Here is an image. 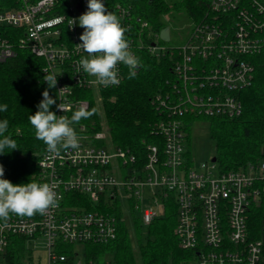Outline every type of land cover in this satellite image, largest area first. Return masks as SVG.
<instances>
[{
	"label": "built area",
	"instance_id": "1",
	"mask_svg": "<svg viewBox=\"0 0 264 264\" xmlns=\"http://www.w3.org/2000/svg\"><path fill=\"white\" fill-rule=\"evenodd\" d=\"M9 3L0 7V26L22 28L20 43L44 58L45 69L58 73V104L62 102L66 109H57L58 115L70 117L81 106L89 109L90 101L77 98L76 88L96 96L95 92L124 80L123 64L117 65L119 82L109 85L100 84L79 66L80 57L87 53L76 45L83 31L76 18L86 11L87 0H71L66 6L58 0ZM209 6L205 18L193 23L184 43L166 46L149 21L118 5L130 51L136 55L137 46L174 58L169 88L151 100L161 112L156 133L162 136V149L159 143L148 144L146 160L137 168L133 165L136 156L129 149L98 144L107 139L108 131L91 134L85 125L74 123L78 147L61 148L56 154L45 149L39 161V181L50 184L55 203L43 213H11L0 218V264H99L78 257L79 252L70 262L69 255L58 247L116 239V216L97 209L100 204H111L115 197L127 202L134 199V209L149 224L165 214L171 195L178 204L175 233L180 245L196 253L190 264H264V232L251 238L248 225L249 208L261 200L264 191V161L227 172L216 161L204 162L199 169L195 164L187 166L185 158L187 132L182 117L241 114L239 92L251 85L255 71L250 56L264 52L263 0H210ZM14 54L13 44L0 35V59ZM129 164L132 174L123 179ZM75 191L88 196L93 208L64 205L66 195ZM14 236L23 241L10 247ZM39 245L46 249V263L32 254ZM8 248L22 253L20 263L8 261Z\"/></svg>",
	"mask_w": 264,
	"mask_h": 264
},
{
	"label": "trees",
	"instance_id": "2",
	"mask_svg": "<svg viewBox=\"0 0 264 264\" xmlns=\"http://www.w3.org/2000/svg\"><path fill=\"white\" fill-rule=\"evenodd\" d=\"M13 0L0 1V7L10 5ZM63 6L71 0H58ZM106 8L118 15V5L128 7L135 16L151 24L157 32L169 26L168 16L173 10L183 12L190 22L205 18L210 10V0H104ZM64 8V7H63ZM22 28L0 26V35L13 44L15 54L6 60L0 59V103L7 105V110L0 112V119H7L9 127L6 134L15 139L18 148L5 149L0 153V164L4 166V176L13 183L38 180L39 161L46 149L43 141L34 135V128L28 120L31 113L37 111V105L43 98L42 92L48 87L43 80L45 75L44 58L31 52L28 46L20 43ZM139 57V67L135 77L129 76L124 65V80L117 86L102 89L103 105L108 137L97 141L108 145L129 149L136 156L134 167L143 165L146 160V146L159 143L162 149V136L156 133L161 112L152 104V98L160 91L169 88L168 80L174 76V58L169 53L159 56L147 49L135 47ZM255 66L254 77L249 87L239 92L243 103L242 113L235 116H197L187 114L182 117L187 132V166L195 164L193 128L197 122L208 124L207 130L212 141L214 154L221 171L246 169L249 164L264 161V52L250 56ZM49 94L56 97V87L50 88ZM77 98L90 101L87 111L91 115L82 118L77 124H83L87 132L94 134L102 129V120L97 112L92 92L76 88ZM56 104L51 108L57 112ZM72 114V112H71ZM192 122V123H191ZM104 127V126H103ZM106 129V128H105ZM197 138V137H196ZM11 151V152H7ZM122 178L132 174L131 164L127 165ZM134 199L128 200L131 209ZM66 206L76 207L84 204L93 208L88 196L75 191L66 195ZM165 214L151 223L142 222L140 213L133 215V223L138 237V246H134L125 220L122 201L114 198L109 205L100 204L97 209L111 213L117 218V238L108 243L61 244L59 252L66 253L71 260L78 257L84 260L94 259L99 264H190L196 258L193 250L181 247L175 233L178 204L173 195L166 201ZM144 224V225H143ZM248 225L251 238H258L264 232V191L260 201L252 204L248 211ZM145 229V238L141 231ZM10 247L19 245L23 237L11 238ZM6 258L11 263H20L22 253L12 252L10 248ZM18 249V248H17ZM17 251V250H16ZM21 255V256H20Z\"/></svg>",
	"mask_w": 264,
	"mask_h": 264
},
{
	"label": "clouds",
	"instance_id": "3",
	"mask_svg": "<svg viewBox=\"0 0 264 264\" xmlns=\"http://www.w3.org/2000/svg\"><path fill=\"white\" fill-rule=\"evenodd\" d=\"M76 22L83 27L80 42L76 45L87 53L79 60L83 72L94 76L97 82L104 85L119 82L118 64L128 67L130 77L137 75L139 57L129 50L120 18L106 8L104 0H87L86 11L76 18ZM43 70L46 73L43 80L48 87L42 92L43 98L37 105V111L28 116L34 135L43 141L50 154L58 153L61 148L75 149L78 147V135L73 124L89 117L91 112L81 106L70 117L58 115L51 108L56 104V97L50 95L48 90L55 88L58 73ZM56 108L66 111L62 102L56 104ZM6 110L7 105L0 103V112ZM8 127V120L0 119V153H6L5 149L12 151L18 148L15 139L6 134ZM55 195L48 182L29 180L13 183L4 176V166L0 164V218H7L11 213L19 216L43 213L55 203Z\"/></svg>",
	"mask_w": 264,
	"mask_h": 264
},
{
	"label": "rangeland",
	"instance_id": "4",
	"mask_svg": "<svg viewBox=\"0 0 264 264\" xmlns=\"http://www.w3.org/2000/svg\"><path fill=\"white\" fill-rule=\"evenodd\" d=\"M193 23L195 22L194 21L190 22L189 20L186 19V16L183 12H178L176 10H173L168 16V21H167V24H169V27H170L171 39L168 41L161 40V43L166 46L184 43L190 35V31L192 29ZM95 93L101 97V99L96 100L97 95L95 96V94L92 93V96L94 97V100H95L94 102L96 103V106H97L98 115L100 116L102 120L101 131L102 130L107 131L106 123L104 122V119H105V108L103 105L104 95L100 91L95 92ZM57 104H58V99H57ZM207 126L208 124H205V122L204 123L201 122V124L200 122H197L195 128H193V131H192L193 136H194V141L196 139V141L194 142L195 165L199 169L202 163L210 162L214 154L213 153L214 148H213L212 141L209 138V132L207 130L208 129ZM216 164L218 165L217 161H216ZM148 195H149V189H146L145 196L147 197ZM121 201H122L123 211L125 215L124 218L127 222V226H128V229L131 235L132 243L134 246H138L139 241H138V237H137L136 230H135L134 223H133V215H138L140 212L138 210L131 209L125 198H122ZM141 232H142L141 233L142 239H144L146 235L145 229H143ZM76 248L79 249V246H76ZM79 250H80V256L83 255V252L81 251V249ZM23 254L27 255L28 253L24 251ZM32 254L34 256V259L37 260V258L40 257L41 261L43 263H46V260H47L46 249L42 245H39L36 249H34L32 251Z\"/></svg>",
	"mask_w": 264,
	"mask_h": 264
},
{
	"label": "water",
	"instance_id": "5",
	"mask_svg": "<svg viewBox=\"0 0 264 264\" xmlns=\"http://www.w3.org/2000/svg\"><path fill=\"white\" fill-rule=\"evenodd\" d=\"M160 36H161V38H163L166 41L170 40V28H169V26H167L161 30ZM211 160L216 161V157H212Z\"/></svg>",
	"mask_w": 264,
	"mask_h": 264
},
{
	"label": "bare ground",
	"instance_id": "6",
	"mask_svg": "<svg viewBox=\"0 0 264 264\" xmlns=\"http://www.w3.org/2000/svg\"><path fill=\"white\" fill-rule=\"evenodd\" d=\"M170 28V27H169ZM170 37H171V34H170Z\"/></svg>",
	"mask_w": 264,
	"mask_h": 264
}]
</instances>
